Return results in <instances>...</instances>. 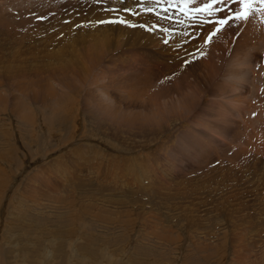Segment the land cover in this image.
<instances>
[{
    "label": "rangeland",
    "instance_id": "obj_1",
    "mask_svg": "<svg viewBox=\"0 0 264 264\" xmlns=\"http://www.w3.org/2000/svg\"><path fill=\"white\" fill-rule=\"evenodd\" d=\"M207 2L0 0V264H264V5Z\"/></svg>",
    "mask_w": 264,
    "mask_h": 264
},
{
    "label": "snow or ice",
    "instance_id": "obj_2",
    "mask_svg": "<svg viewBox=\"0 0 264 264\" xmlns=\"http://www.w3.org/2000/svg\"><path fill=\"white\" fill-rule=\"evenodd\" d=\"M158 2V0H155ZM184 3H193L194 0H183ZM231 3H238L240 6V10L236 11L235 9L229 8V0H208L207 3L203 5L202 8H194L193 11L200 12L204 11L207 14L211 15L212 11H218L227 13L226 15H222L220 19L214 24L213 31L205 38V42L209 43L211 40L220 33L224 27H227L233 21H246L249 19V16L255 11L252 8L254 4L264 5V0H231ZM219 5H224L223 8L218 7ZM124 11L131 12V9H124ZM147 11H153V9L149 8ZM98 23H105V21H98Z\"/></svg>",
    "mask_w": 264,
    "mask_h": 264
},
{
    "label": "bare ground",
    "instance_id": "obj_3",
    "mask_svg": "<svg viewBox=\"0 0 264 264\" xmlns=\"http://www.w3.org/2000/svg\"><path fill=\"white\" fill-rule=\"evenodd\" d=\"M241 63L238 64V68L240 67ZM237 74V73H236ZM235 77H237V75H235ZM234 77V78H235ZM233 79V78H231ZM236 79V78H235ZM55 240H51L50 242H47L48 244H46V246L44 247H41V251H36L37 249V245H31V244H28L26 241H24V239H22L21 241H12L11 242V246H14L16 247L15 251H19L23 254V256L25 258L28 257L29 253H34L35 257L37 258H40L45 264H51L52 263V258L51 256L53 255L54 253V250L52 249H49L48 246H52L55 242ZM14 243V244H13ZM11 249V248H10ZM71 251V250H70ZM58 252V251H57ZM14 253V252H13ZM12 254V253H11ZM32 255V254H31ZM33 256V255H32ZM31 258V257H30ZM28 259V258H27ZM32 259V258H31ZM17 264V263H15ZM19 264V263H18Z\"/></svg>",
    "mask_w": 264,
    "mask_h": 264
}]
</instances>
